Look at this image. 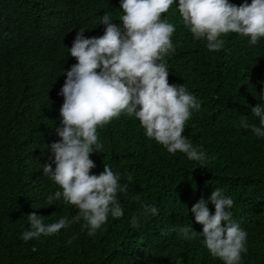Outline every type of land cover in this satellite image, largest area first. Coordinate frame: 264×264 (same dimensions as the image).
I'll list each match as a JSON object with an SVG mask.
<instances>
[{"label": "trees", "instance_id": "16d2710c", "mask_svg": "<svg viewBox=\"0 0 264 264\" xmlns=\"http://www.w3.org/2000/svg\"><path fill=\"white\" fill-rule=\"evenodd\" d=\"M120 2L2 0L28 23L29 38L0 50V264H223L200 237L185 241L179 233L187 225L202 232L190 209L204 199L214 214L208 198L215 189L233 199L232 220L247 232L240 264H264V137L239 126L244 116L259 126L251 107L264 103V37L251 45L248 37L229 33L220 37L221 50L209 51L204 39H193L183 26L178 0L162 14L176 28L175 52L164 62L169 84H183L201 104L183 135L206 154L204 167L184 153H168L146 137L137 118L121 114L98 127L104 147L90 154L96 165L90 174L99 175L108 164L121 184L129 183L128 195L119 196L123 216L109 215L94 236L81 221L51 236L21 239L30 229L27 214L35 212L51 224L61 217L71 220L78 211L62 199L46 204L48 195L61 189L43 175V164L51 163L49 146L59 140L55 129L61 126L58 93L64 73L77 63L68 48L79 29L86 37L102 36L105 13L119 24ZM244 2L229 0L237 6ZM144 204L157 207L158 214L140 217L141 227L135 229L131 218Z\"/></svg>", "mask_w": 264, "mask_h": 264}, {"label": "clouds", "instance_id": "9594fccd", "mask_svg": "<svg viewBox=\"0 0 264 264\" xmlns=\"http://www.w3.org/2000/svg\"><path fill=\"white\" fill-rule=\"evenodd\" d=\"M173 4L174 0H121L123 15L119 24L105 13L100 17V23L105 25L102 36L86 37L84 29L76 32L68 54L77 63L64 73V84L58 93L63 97L59 109L61 126L55 129L59 140L49 146L51 163L43 164V175L61 189L48 195L46 204L62 199L78 211L71 220L61 217L51 224H45L44 217L35 212L27 214L30 229L23 232V241L54 235L81 221L87 235L94 236L109 215L114 219L123 216L119 196L128 195L129 183L121 184L120 175L108 164L99 175L90 174L96 166L90 154L101 153L104 147L98 127L121 114L137 118L146 137L168 153H184L188 160L204 167L206 154L183 135L186 122L201 104L183 84H169L164 62L165 56L175 52L171 37L176 28L162 18ZM177 9L183 26L193 39H204L209 51L221 50L225 41L220 37L229 33L248 37L251 45L264 37V0H251L250 4L245 0L239 6L229 0H178ZM21 17L0 0V50L12 40L28 41V23L20 21ZM260 99L264 101V90ZM251 113L259 118V126L249 124L247 116L241 118L239 126L264 137V103L251 107ZM208 199L215 207L214 214L204 199L190 209L195 222L202 225V232L187 225L179 233L185 241L200 237L209 254L223 264H240L241 254L247 251V232L232 220L229 209L234 201L221 189L213 190ZM158 211L144 204L139 216L131 218V227L139 229L140 217L147 219Z\"/></svg>", "mask_w": 264, "mask_h": 264}]
</instances>
